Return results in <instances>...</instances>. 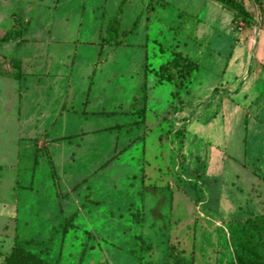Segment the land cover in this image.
<instances>
[{"label":"rangeland","instance_id":"obj_1","mask_svg":"<svg viewBox=\"0 0 264 264\" xmlns=\"http://www.w3.org/2000/svg\"><path fill=\"white\" fill-rule=\"evenodd\" d=\"M122 1L0 0V264L15 237L50 263L161 264L178 241L226 264L264 213V0L239 30L217 0H126L110 44ZM174 52L188 91L156 72Z\"/></svg>","mask_w":264,"mask_h":264},{"label":"trees","instance_id":"obj_2","mask_svg":"<svg viewBox=\"0 0 264 264\" xmlns=\"http://www.w3.org/2000/svg\"><path fill=\"white\" fill-rule=\"evenodd\" d=\"M126 0H123L119 5L117 14L107 24L106 42L110 44H121L122 39L117 38V31L119 26L118 13ZM222 6L230 9L232 15V28L234 30L251 27L255 22L251 11L247 10L242 0H217ZM17 20V19H16ZM14 23L0 38V42L9 39L10 29ZM12 66L15 68L13 72H3L2 74L16 79L22 77L21 60L18 58H11ZM198 62L192 59L188 54L182 52H174L171 60L162 63L159 69L156 70L159 80H172L178 88L185 87L186 82L191 79L192 72L198 68ZM1 74V72H0ZM184 127H180L174 131L175 134L183 135ZM184 137L179 139L182 144ZM182 154H178V163L181 164ZM197 200V199H196ZM76 212L64 218L62 221L64 231H67L69 226H73V218ZM248 229H252L253 233H246L245 227L234 228L233 234L229 233L230 254L226 264H264V250L262 249L264 243V213L253 217L244 219ZM29 241V240H28ZM195 256L193 250L186 253L180 247V243L170 242L167 246L166 259L161 264H195ZM1 264H60L59 260L53 263L45 261L39 253L33 252L24 246V241L15 237L14 244L7 254H5ZM148 264H159L149 259Z\"/></svg>","mask_w":264,"mask_h":264}]
</instances>
